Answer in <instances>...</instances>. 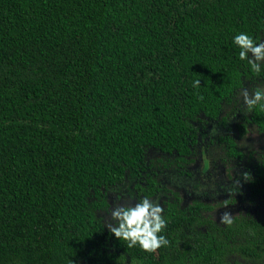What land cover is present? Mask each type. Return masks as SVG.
Here are the masks:
<instances>
[{"label": "trees", "instance_id": "1", "mask_svg": "<svg viewBox=\"0 0 264 264\" xmlns=\"http://www.w3.org/2000/svg\"><path fill=\"white\" fill-rule=\"evenodd\" d=\"M263 30L264 0H0V264H264L262 217L170 202L153 251L106 220L122 183L157 191L150 149L189 152L254 70L232 36Z\"/></svg>", "mask_w": 264, "mask_h": 264}, {"label": "flooded vegetation", "instance_id": "2", "mask_svg": "<svg viewBox=\"0 0 264 264\" xmlns=\"http://www.w3.org/2000/svg\"><path fill=\"white\" fill-rule=\"evenodd\" d=\"M259 39H264V30ZM260 63L258 71H251L249 77L244 75L240 88L231 94L230 101L223 102L217 114L211 117L202 112L192 121L193 127L187 133L191 140L189 152L179 156L155 147L150 149L140 187H148L150 180H155L157 191L148 196L135 186L136 180L131 184L124 182L128 186L122 183L123 189L115 192L117 202L129 204L148 197L161 205V214L170 202L181 208L199 206L201 212L222 228L229 224L220 221L225 210L230 213L231 222L237 215L264 218V208L255 206L258 200L264 201V178L260 174L264 170V121H257L255 107L247 106L241 95L242 88L248 89L251 95L257 86L264 87V61ZM247 141H256L258 145L249 148ZM213 153L226 157L231 163L247 157L242 180L224 179L216 163H212ZM196 162V171L192 172L191 167ZM127 187L134 191L130 192ZM239 197L242 200L239 201Z\"/></svg>", "mask_w": 264, "mask_h": 264}, {"label": "clouds", "instance_id": "3", "mask_svg": "<svg viewBox=\"0 0 264 264\" xmlns=\"http://www.w3.org/2000/svg\"><path fill=\"white\" fill-rule=\"evenodd\" d=\"M231 39L239 47L240 60L246 59L251 68L258 71L261 66L260 62L264 61V39L254 40L245 31L236 32ZM199 84L198 79L192 80L194 87ZM241 95L247 106L259 104L261 108H264V87L257 86L251 95L248 89L242 88ZM161 212L162 207L159 203L148 197H141L135 203L120 204L112 208L111 217L115 223L108 228L115 237L125 239L129 246L138 245L146 251H153L162 244L168 243L167 238L161 232L166 223ZM220 221L231 223V215L227 210L221 213Z\"/></svg>", "mask_w": 264, "mask_h": 264}, {"label": "rangeland", "instance_id": "4", "mask_svg": "<svg viewBox=\"0 0 264 264\" xmlns=\"http://www.w3.org/2000/svg\"><path fill=\"white\" fill-rule=\"evenodd\" d=\"M253 139L257 140L254 137H253ZM245 144L247 146H249V148H253L254 146L258 145V142L247 141V142H245ZM246 160H247V157H245L241 161L236 160V161H232V163H231L228 159H226V157H224V156L222 157L216 153H213V157H212V163H216V166L218 167V169H219V171H220V173L224 179L234 178V179L242 180L241 172H242V168H245L247 166ZM197 164H198V162H196L195 165H193V167H191L192 172L196 171ZM109 197H110V204H111L110 209H111V208L115 207V204H114V199L116 198L115 191L110 192ZM240 200H242V198H240L239 201ZM255 206L263 209L264 208V201L258 200L255 203ZM254 208L255 207H253V209ZM243 209H246V208H243ZM239 212L244 213L243 211H239ZM106 220L109 223H111V221H112L111 211L106 214Z\"/></svg>", "mask_w": 264, "mask_h": 264}]
</instances>
